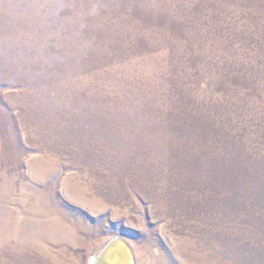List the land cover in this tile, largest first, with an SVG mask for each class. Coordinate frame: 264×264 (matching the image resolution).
I'll list each match as a JSON object with an SVG mask.
<instances>
[{
  "label": "rangeland",
  "instance_id": "1",
  "mask_svg": "<svg viewBox=\"0 0 264 264\" xmlns=\"http://www.w3.org/2000/svg\"><path fill=\"white\" fill-rule=\"evenodd\" d=\"M264 264V0H0V264Z\"/></svg>",
  "mask_w": 264,
  "mask_h": 264
},
{
  "label": "bare ground",
  "instance_id": "2",
  "mask_svg": "<svg viewBox=\"0 0 264 264\" xmlns=\"http://www.w3.org/2000/svg\"><path fill=\"white\" fill-rule=\"evenodd\" d=\"M106 242L103 243V244L105 245ZM103 246H101L95 252V254L99 253L100 249H103ZM115 246H116V249H114ZM129 246H130L131 249L126 247L124 244H119V245L115 244V245H113L111 247L112 248L111 252L107 256L108 262L109 263L112 262L113 264H139V258H138L136 249L134 248L132 243H130ZM132 253H133V255H132ZM93 263L94 262H93V258H92L91 264H93ZM94 264H97V262H95Z\"/></svg>",
  "mask_w": 264,
  "mask_h": 264
},
{
  "label": "water",
  "instance_id": "3",
  "mask_svg": "<svg viewBox=\"0 0 264 264\" xmlns=\"http://www.w3.org/2000/svg\"><path fill=\"white\" fill-rule=\"evenodd\" d=\"M115 244H124L126 247L130 248L129 246V242L127 239L123 238V237H113L109 240H107L106 244L103 246V249H100L99 253H97L94 258H93V262H97V264H113L112 262L109 263L108 262V258L107 256L109 255V253L111 252V247ZM114 249H116V246L114 247ZM131 249V248H130ZM116 253V252H115ZM133 255V253H132ZM93 263V264H94Z\"/></svg>",
  "mask_w": 264,
  "mask_h": 264
}]
</instances>
